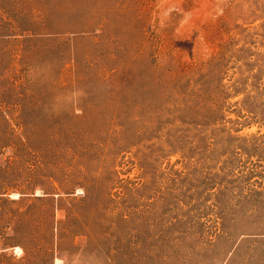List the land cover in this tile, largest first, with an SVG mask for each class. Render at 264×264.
<instances>
[{
    "label": "rangeland",
    "instance_id": "obj_1",
    "mask_svg": "<svg viewBox=\"0 0 264 264\" xmlns=\"http://www.w3.org/2000/svg\"><path fill=\"white\" fill-rule=\"evenodd\" d=\"M0 264H264V0H0Z\"/></svg>",
    "mask_w": 264,
    "mask_h": 264
}]
</instances>
